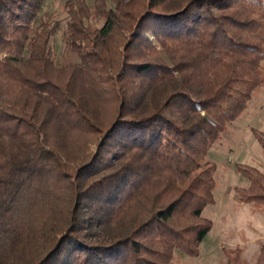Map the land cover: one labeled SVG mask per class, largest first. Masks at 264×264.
Masks as SVG:
<instances>
[{"label":"trees","instance_id":"obj_1","mask_svg":"<svg viewBox=\"0 0 264 264\" xmlns=\"http://www.w3.org/2000/svg\"><path fill=\"white\" fill-rule=\"evenodd\" d=\"M45 3L0 0V264L199 257L209 153L264 80V0H67L68 65ZM236 169L239 200L264 209V170Z\"/></svg>","mask_w":264,"mask_h":264},{"label":"rangeland","instance_id":"obj_2","mask_svg":"<svg viewBox=\"0 0 264 264\" xmlns=\"http://www.w3.org/2000/svg\"><path fill=\"white\" fill-rule=\"evenodd\" d=\"M66 1L67 0H46L43 10L44 13L50 14L54 23L58 24L61 28L58 35L52 41L55 61L58 65H68L77 61V56L72 53L63 41V31L66 28L67 22V16L64 12ZM92 1L93 0H91V2ZM151 40H153L152 37ZM262 75L264 79V64L262 65ZM263 86L264 83L255 91L254 96L259 95L258 92ZM255 99L250 102L242 116L234 123V125H238L241 128V139H239L238 142H233L230 137L225 138L224 136L221 142L225 141V144H221V148L216 150V147L220 146V144H218L215 149L209 153V161L216 163L218 166H222L221 164H223V162L229 161L232 164L233 170L237 163L250 164L256 167L259 166L260 159H264V155L261 146L252 132L254 129L264 132V105L260 107V104H257L259 108L256 107ZM232 167L229 165L228 168L230 169ZM260 168L264 170V167ZM224 175L223 170L218 174L216 173L217 189L215 191V197L223 183L225 178ZM255 208L258 213L254 215H252L251 208L245 206H236L229 210L225 208L219 213L210 211L211 207L205 211L206 217L210 219L213 218L218 223L215 232L217 238L220 239V241H224L221 246L227 248L232 240L234 241L232 242L233 244L240 243V245L236 247L242 248L244 259L250 264L256 261L260 253V248L264 244V209ZM221 246L217 247V252L212 256L213 260H209L208 263L207 261L198 262L199 260L197 258L199 257H189L180 251H176L172 264H226L225 256L223 258L222 254L223 250H220Z\"/></svg>","mask_w":264,"mask_h":264},{"label":"crops","instance_id":"obj_3","mask_svg":"<svg viewBox=\"0 0 264 264\" xmlns=\"http://www.w3.org/2000/svg\"><path fill=\"white\" fill-rule=\"evenodd\" d=\"M263 83H262V85H263ZM258 94L259 95L253 96L252 100L256 98L255 99L256 100V103H255L256 107H258L257 104H260V107H261L262 105H264V86L260 88ZM234 123L229 125L227 133L225 134V138L230 137L231 141L238 142L239 139H241L242 132H241V128L238 125H234ZM253 135H254V133H253ZM219 144H220V146L216 147V150L221 148V144L224 145L225 141H222ZM237 164H240V163H237ZM221 165L222 166L217 165L218 170L216 173L218 174L221 170H223V172L225 174L224 175L225 178H224L223 183L217 192L216 204L214 206H211L210 211H212L214 213L215 212L219 213L222 209H225V208L229 210V209H232L236 206H242V207L245 206L247 208H251L250 210L252 212V215H254L255 213H258V211H256V208L254 206L242 203L236 195V191H235L236 187L240 186L243 183L241 175L238 172V170L236 169V165L234 166V170H233L231 162H229V161H225ZM229 165H231L232 168L229 169L228 168ZM258 167H264V159H260ZM233 178H236V179H233ZM213 222L215 224V228L204 239V241L201 245V254H200L199 258H197L199 260L198 262L207 261V263H208L209 260L212 261L213 260L212 256H213V254H215L217 252V247L221 246V244L224 242V241H220V239L217 238V234L215 232V229H216L218 223L214 219H213ZM222 236H224V235H222ZM232 242H234V241L232 240ZM231 243L228 244L227 248H236V246L240 245V243H237V244H235V243L231 244ZM254 243H255V241H254ZM225 248L226 247L221 246L220 250H224ZM222 254H223V258H224V252L223 251H222Z\"/></svg>","mask_w":264,"mask_h":264}]
</instances>
